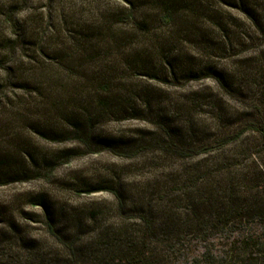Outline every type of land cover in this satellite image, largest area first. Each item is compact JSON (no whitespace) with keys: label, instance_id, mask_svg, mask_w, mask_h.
<instances>
[{"label":"rangeland","instance_id":"obj_1","mask_svg":"<svg viewBox=\"0 0 264 264\" xmlns=\"http://www.w3.org/2000/svg\"><path fill=\"white\" fill-rule=\"evenodd\" d=\"M147 1L139 4L143 13L138 19L146 23L154 14L152 11L158 12L156 0ZM20 2L0 0V40L9 31L3 23L4 15L14 5L26 32L19 53L33 55L29 49H39V41L45 35L49 46L62 50L57 57L60 69H48L46 65L52 61L42 56L38 62L26 60L15 65L9 76L0 70V83L4 85L0 90V151L59 158L70 148L78 154L69 163L60 160L64 162L55 171L51 184L32 179L0 186V206L20 195L43 194L53 204L58 229L69 236L81 234L89 241L101 238L104 229L121 222H136L143 216L160 218L168 215L171 208L181 214L179 205L192 209L195 203L202 202L201 194L207 189H214L217 199H229L234 192L243 202L247 220L264 215V137L259 132L249 131L222 149L185 159L162 150L152 134L157 123L167 119L183 127L190 147L200 149L203 145L218 147L223 139L236 135L254 118L257 120L253 123L264 124V38L253 35L256 29L240 10L215 0L205 1L214 13L213 18L203 22L214 38L189 42L183 53L175 48L170 54L172 58L157 63L149 55L156 46L157 34L151 29L152 24V32L126 37L125 52L121 55H107L102 48L107 49L105 45L97 49V54H89L90 45H78L77 40L92 26L119 30L116 15L124 5L122 0H30L24 6ZM220 25L225 32L219 29ZM126 29L131 31L133 26ZM82 49L88 54L72 63L64 62ZM169 63L175 64V68ZM212 64L223 73L222 79L215 75L214 79L186 80V75ZM57 70L63 71L65 81L60 76L52 78V71ZM101 75L107 92L101 93L118 96L121 104L111 108L93 105L99 125L89 144L61 136L66 127L73 130L68 123L81 122L84 115L75 105L67 111L58 110L51 105L54 101L49 91L71 94L85 87L91 92L89 102L99 104L100 96L97 98L94 92L97 85L91 81ZM34 131L46 133L48 138ZM55 133H59L57 137L52 136ZM121 149L136 150L138 155L125 158ZM108 189L119 191L125 203L122 212L118 199ZM19 209L33 216L34 221L23 220ZM14 213L17 229L10 228L12 222L0 225V258L4 264L11 262L10 257L23 255L39 264L35 256L27 254L32 253L27 252V247L42 248V253L62 249L47 234L42 209L21 205ZM94 215L102 228L89 220ZM180 216L194 218L191 212ZM75 219L85 224L77 228Z\"/></svg>","mask_w":264,"mask_h":264},{"label":"trees","instance_id":"obj_2","mask_svg":"<svg viewBox=\"0 0 264 264\" xmlns=\"http://www.w3.org/2000/svg\"><path fill=\"white\" fill-rule=\"evenodd\" d=\"M29 1L21 0L20 3L24 6ZM146 1L122 0L124 5L116 15L117 24L121 26L119 30H113L110 26L105 28L92 26L82 36V39L77 40L78 45L82 47L90 45L89 54H97V49L101 50V46L105 45L108 48H102L107 55L111 56L114 53L121 55L125 52L126 37L137 36L140 33L147 34L153 29L157 34L154 36L156 46L152 47L153 51L149 55L151 59H157L158 63L162 59L172 58L173 55L170 54L175 48L183 53L184 45L189 42L200 43L204 38L211 39V36L214 38V34L208 33L209 30L205 29L206 23L203 22L205 19L213 18L211 13H214L208 6L210 3L205 2L207 0H156L158 12L152 11L154 14L149 20L150 24L146 23V20H138L143 13L139 4H145ZM149 1L151 2V0ZM215 1L240 10L250 21L251 27L256 29L253 31V35L257 34V37L264 38V0ZM18 10V7L11 5L9 12L4 15L3 23L8 25L9 31L3 34L0 40V70L5 71L9 76L15 71V65H21L26 60L35 62L42 56L48 61H52L47 62L48 69L49 67H53V70L55 67L59 68L60 65L57 61L59 58L57 57L61 55L62 50L49 46L43 38L45 35L42 37V41H39V49L34 48L32 51L29 49L30 54L33 55L19 53L20 41L25 38L26 32L22 23L17 19ZM157 23L162 26H157ZM151 24L154 27L150 29L149 25ZM128 26H133V29L131 31L126 29ZM220 26L219 29L225 32L223 26ZM89 32L93 35L97 33L98 36L93 37ZM94 40H99V42L94 43ZM29 45L35 46L33 43ZM86 53L85 49L79 50V53L70 55V59L67 57L64 61L63 58L60 59V62L72 63L77 57L88 54ZM91 61L89 62L92 63ZM173 63L169 64L175 68ZM52 72H55V75H53L54 73L51 75L52 78L60 76L62 81L67 79L63 71ZM215 75L218 76V79H222L223 73L218 72L212 64L211 67L203 66L199 71H193L185 78L187 81L199 80L201 77L214 79ZM98 77L96 76L91 82L97 85L94 92L97 94L95 95L97 98L100 96L99 104L94 100L89 102L90 98L88 97L91 92L85 87L82 88L83 90L77 89L78 92L71 94L68 91H61L60 93L55 92L57 93L55 95L53 90L49 91L50 97L52 96L54 101L51 105H56L58 110L67 111L70 105H75L84 115L81 122L68 123V126L73 130L70 131L66 127L61 136H72L74 142L89 144V139L92 138L95 128L99 125V116L94 115L93 111L96 107L93 105H108L111 108L121 104L118 96L103 95L107 93L104 87V76ZM181 80L183 79L181 78ZM9 82L11 83L10 79ZM3 88V83H0V90ZM1 103L2 100H0ZM255 120L257 119L254 118V121L233 137L223 139L218 147L213 145H203L200 149L190 147L189 137L183 133V127L169 123L167 119L157 123V130L152 134L158 138L156 144L161 145L162 150L171 152L177 158L185 159L222 149L249 131L259 132L264 137V124L253 123L256 122ZM34 134L48 138L46 133L34 131ZM57 134L59 133L52 134V136L57 137ZM28 136L32 139L30 134ZM89 147L92 148L91 145ZM121 150L120 154L125 158L132 159L138 155L136 150ZM77 154L75 149L70 148L64 150L63 155L59 158H49L45 155L39 157L26 152L12 154L10 151H0V164L3 165H0V186L23 183L32 179H41L51 184L55 171L62 164L61 162H64L60 160H66L65 162L69 163ZM108 190L118 199V209L122 212L125 203L119 191L117 189ZM87 193H94V191ZM201 195L202 202L200 204L193 202L195 204L192 209L179 205V208L183 210L181 214L171 208L167 211L168 215L160 218L143 216L136 222H121L116 226L111 225L104 229L100 233L101 238H92L90 241L85 240L81 234L69 236L65 232H61L54 219L53 204L50 203V199L47 201L43 194L20 195L13 202L1 205L0 225L12 222L9 225L10 228L17 229L19 225L14 220V212L21 205L42 209L46 219V232L62 249L56 250L55 253L51 251L42 253V248L27 247V252L32 251L27 254L35 256L40 261L39 264H264V215L258 219L247 220L243 202L234 192L230 193L229 199L224 196L217 199L214 189H207ZM197 208H200L198 213ZM184 212H191L194 218H181L180 215H183ZM19 213L23 214V220L34 221L33 216L30 217L22 209H19ZM95 218L96 215L89 220L98 229L102 228L99 227ZM84 224L83 220L75 221L77 228H81ZM254 228L258 230L255 231ZM10 261L8 264H33V261L24 259V255L10 257ZM0 264H4L1 258Z\"/></svg>","mask_w":264,"mask_h":264}]
</instances>
